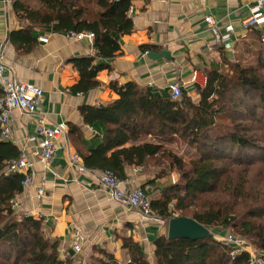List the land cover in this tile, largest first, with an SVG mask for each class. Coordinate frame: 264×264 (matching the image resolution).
Masks as SVG:
<instances>
[{
	"label": "trees",
	"instance_id": "16d2710c",
	"mask_svg": "<svg viewBox=\"0 0 264 264\" xmlns=\"http://www.w3.org/2000/svg\"><path fill=\"white\" fill-rule=\"evenodd\" d=\"M38 2L41 7L36 6L37 2L31 6L32 1L27 4L25 0L15 1L17 15L28 21L21 40L33 41L27 28L42 24H52L56 31H93L96 55L73 61L80 80L72 90L86 93L99 86L98 73L110 68L100 60L112 58L120 49L113 35H123L134 28L127 14L131 0H98L99 9L75 7L69 0ZM204 74L206 83L197 85V102L184 90L180 98L174 99L157 95L156 88L135 82L112 84L117 98L80 108L85 123H103L106 127L98 147L79 150L81 157L86 167L110 169L121 179L126 177L128 165L151 166L158 178L176 168L178 181L151 197V209L158 218L167 221L175 215L190 216L208 228L232 225L259 240L264 249V226L257 222L263 218L264 207H253L249 219H243L233 205L217 200L223 190L232 193L234 202L251 197L255 206L264 200V193H251L253 186L248 190L246 178L240 177L236 183L235 177L237 170L255 162L244 158L245 150H264L257 133H250L253 128L239 119L244 104L253 95L258 98L257 108L264 109V59L255 66L236 61L214 63L204 68ZM174 137L186 142L196 156L187 162L167 147ZM235 149L245 153L235 154ZM19 155L12 141L0 140V264H77L75 259L60 258L59 242L45 236L42 220L15 211L14 197L23 190L24 175L7 171L11 159ZM211 194L214 202L208 197ZM198 202L200 208L188 214L189 208ZM122 239L130 256L128 261L121 262L109 251L96 248L88 264H247L249 261L247 253L234 257L232 248L214 236L172 239L166 231L153 241V262L140 242L131 236Z\"/></svg>",
	"mask_w": 264,
	"mask_h": 264
},
{
	"label": "crops",
	"instance_id": "0c3cea01",
	"mask_svg": "<svg viewBox=\"0 0 264 264\" xmlns=\"http://www.w3.org/2000/svg\"><path fill=\"white\" fill-rule=\"evenodd\" d=\"M15 1L0 0V41L4 43L6 72L43 89L37 113L16 109L12 117L13 137L8 141L20 152L23 148L27 151L36 173L31 184L17 194L15 211L42 220L45 236L59 242L61 259L79 261L84 254L102 248L126 262L130 256L123 247V236L133 237L148 257H153V241L167 231L166 221L154 213L144 217L138 210L113 199L90 172L80 173L72 168L71 156L81 157L79 150L97 148L106 130L103 123H85L80 108L117 98L111 85L128 82L156 88L164 96H170L169 84L178 82L184 84L183 90L197 102V85L206 83L205 67L225 61L252 65L264 59V43L260 38L264 25L252 29L242 26L256 0H131L127 14L134 28L129 33L113 35L120 49L112 58L100 60L110 68L98 73L100 85L86 93L72 90L80 80L73 61L96 55L95 33L82 31L93 32V39L73 38L67 33L74 31H56L52 24H42L27 28L33 41L24 43L22 33L28 21L17 15ZM25 1L26 4L32 1L31 6H35L34 2L42 6L38 0ZM69 1L75 7L99 9L98 0ZM207 16L214 19L221 34L226 32V24L233 25V50L216 40L214 27L205 20ZM42 36L48 37V41H41ZM163 51L168 57L153 54ZM194 71L196 82L187 83ZM42 114L49 125L61 122L68 125V132L59 138V149L49 163L36 156L35 147L27 142V137L37 132V119ZM81 160L84 163L82 157ZM125 174L122 187L126 191L144 187L151 197L179 179L176 169L158 178L151 166L128 165ZM40 186L45 191L42 196L37 193ZM78 242L80 250L76 251L74 245Z\"/></svg>",
	"mask_w": 264,
	"mask_h": 264
},
{
	"label": "built area",
	"instance_id": "2783aa9c",
	"mask_svg": "<svg viewBox=\"0 0 264 264\" xmlns=\"http://www.w3.org/2000/svg\"><path fill=\"white\" fill-rule=\"evenodd\" d=\"M206 22L214 27L216 33V40L223 44L224 48L233 50L231 34L234 30L232 24H226L224 27L226 32L221 34L218 30L219 26L216 25L211 16L205 18ZM264 25V0H256L250 8V14L242 20L244 29H252ZM68 36L73 38H81L88 36L94 38L93 32H69ZM261 41L264 43V32L261 33ZM41 41L47 42L48 37H40ZM4 43L0 41V140L8 141L13 137L12 117L14 110L20 109L21 111L29 114L37 113L39 104L43 97V89L35 84L18 80L11 74L6 72L7 65L5 62ZM197 71H194L191 81L187 83L196 82ZM186 84V83H185ZM184 84L178 82H171L169 84L170 96L174 99L180 98L182 95ZM38 130L35 134L27 137V142L35 147L34 154L42 161L49 163L56 156L59 149L58 140L61 136L68 132V125L61 122L55 125H49L45 115H39L37 119ZM72 168L80 173L90 172L95 176L97 182L105 189L113 199L128 205L130 208L138 210L144 217L153 215L151 209V195L145 189L138 187L126 191L123 187V180L118 177L112 170H93L85 166L81 157L78 154H73L70 158ZM18 172L24 175L23 188H27L33 181L36 173L33 167V162L28 158L27 151L21 149L20 155L11 159L7 173ZM37 193L42 196L45 191L42 186L37 188ZM13 206H18L17 194L14 197ZM228 241H235L234 237H228ZM74 248L76 251L80 250V243H75ZM248 251V250H247ZM249 252V251H248ZM247 253V252H246ZM250 254V253H247ZM261 254V255H260ZM249 261L256 260V264H264V252H259V257L251 259L248 255ZM252 261V262H253Z\"/></svg>",
	"mask_w": 264,
	"mask_h": 264
},
{
	"label": "rangeland",
	"instance_id": "374dc122",
	"mask_svg": "<svg viewBox=\"0 0 264 264\" xmlns=\"http://www.w3.org/2000/svg\"><path fill=\"white\" fill-rule=\"evenodd\" d=\"M245 64V63H244ZM258 64V63H257ZM257 64H252V66H255ZM249 65V64H245ZM258 98H256L255 95L252 96V98L247 99V103L244 104L243 109L244 113L240 116L239 119H242L244 123L248 124V126L252 127L253 129L250 130V133H257V135L260 137V144L264 146V109L257 108V101ZM226 122H231L225 119ZM167 147L170 149H173L175 152L182 155L185 160L188 162L191 159H193L196 156V153L194 150L190 149L186 142L181 140L178 137H174L170 142H167ZM246 159H254L255 162L253 164H248L246 167H241V170H237L236 177V183L238 182L240 177L246 178V187L253 186L255 189L251 191V193H264V150H253V149H247L245 150ZM234 153L242 155V152L240 150L235 149ZM176 169V168H175ZM173 169V170H175ZM177 170V169H176ZM178 171V170H177ZM179 173V172H178ZM257 189H261L260 192H255ZM256 194V195H257ZM210 201L214 202V195L211 194L208 196ZM217 200L219 203H223L224 205L230 204L233 205L234 208L238 211V216L243 217V219H249L252 208L253 207H264V200L263 202H256L257 205L251 204V201L255 203L251 199V197L246 199H240L238 198V202H234V198L232 196V193L229 190H223L222 193H220L217 196ZM200 208V202H198L197 205H193L189 208L188 214L193 213V211H196ZM264 213V212H262ZM17 215V214H16ZM20 215V214H19ZM179 216V215H175ZM258 223H261L264 226V214L263 218H259L257 220ZM168 226V220L166 221ZM214 236V238L218 241H221L226 244L225 241H227L228 237H234L235 241H228L230 244H226L229 247L232 248V255L235 257L237 254L241 253H250L251 259H253L255 256L259 257V252L263 253L264 249H261L260 242H257L259 240L250 237L249 235H245L241 232V229H237L233 227L232 225L229 226H213L209 228ZM249 252H248V251ZM93 253V252H92ZM84 254L82 259L76 260L77 264H88L91 260V254ZM153 255V253H152ZM261 255V254H260ZM151 262H153V257L151 256L149 258ZM249 260V259H248ZM248 261L247 264H256V260Z\"/></svg>",
	"mask_w": 264,
	"mask_h": 264
},
{
	"label": "water",
	"instance_id": "95a60500",
	"mask_svg": "<svg viewBox=\"0 0 264 264\" xmlns=\"http://www.w3.org/2000/svg\"><path fill=\"white\" fill-rule=\"evenodd\" d=\"M168 57L166 51L153 53ZM161 95L160 92L156 93ZM167 234L169 238H189L191 240L204 239L213 236L211 230L195 218L190 216H174L168 220Z\"/></svg>",
	"mask_w": 264,
	"mask_h": 264
}]
</instances>
